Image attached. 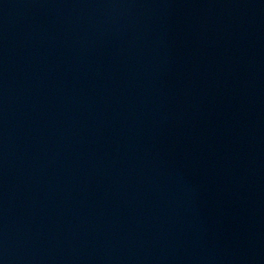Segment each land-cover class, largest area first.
Returning a JSON list of instances; mask_svg holds the SVG:
<instances>
[{"label": "water", "instance_id": "1", "mask_svg": "<svg viewBox=\"0 0 264 264\" xmlns=\"http://www.w3.org/2000/svg\"><path fill=\"white\" fill-rule=\"evenodd\" d=\"M0 264H264V0H0Z\"/></svg>", "mask_w": 264, "mask_h": 264}]
</instances>
